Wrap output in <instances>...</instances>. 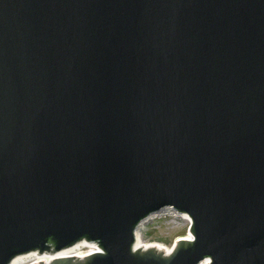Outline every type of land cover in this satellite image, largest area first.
I'll list each match as a JSON object with an SVG mask.
<instances>
[{
	"label": "water",
	"instance_id": "1",
	"mask_svg": "<svg viewBox=\"0 0 264 264\" xmlns=\"http://www.w3.org/2000/svg\"><path fill=\"white\" fill-rule=\"evenodd\" d=\"M164 208L191 240L136 249ZM82 242L264 264V0H0V264Z\"/></svg>",
	"mask_w": 264,
	"mask_h": 264
},
{
	"label": "bare ground",
	"instance_id": "2",
	"mask_svg": "<svg viewBox=\"0 0 264 264\" xmlns=\"http://www.w3.org/2000/svg\"><path fill=\"white\" fill-rule=\"evenodd\" d=\"M165 216L177 219L179 221L186 222L188 224V227L191 223V218L187 214L179 213L172 208H164L161 211L151 215L149 218H147L140 224L137 230V233H136V244H135L136 249L140 250L143 247L146 249L154 247L155 249H157L156 253L158 254L162 253L166 256H169L171 254L172 249H166L164 248V246H162L160 243H157V242L146 243L142 240L140 236V230L146 223H150L156 219L163 218ZM181 240L190 241L191 236L188 234L186 236L180 237L178 238L177 242ZM94 247H95L94 245L82 242V243L77 244L75 247L71 249L65 250L55 255H48V254H45L42 256L37 255V254L24 255V256H21L13 260L11 264H50L56 259H68V258L82 262L90 253L97 251V248H94ZM85 248L90 249V251L87 254L80 253V251Z\"/></svg>",
	"mask_w": 264,
	"mask_h": 264
},
{
	"label": "rangeland",
	"instance_id": "3",
	"mask_svg": "<svg viewBox=\"0 0 264 264\" xmlns=\"http://www.w3.org/2000/svg\"><path fill=\"white\" fill-rule=\"evenodd\" d=\"M188 229L186 222L165 216L146 223L140 230V236L146 243L157 242L166 249H173L178 238L188 235ZM89 251L85 248L80 253L87 254Z\"/></svg>",
	"mask_w": 264,
	"mask_h": 264
}]
</instances>
